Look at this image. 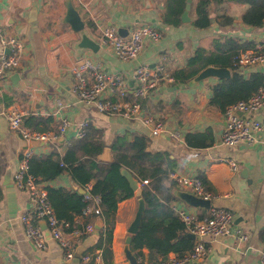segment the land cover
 <instances>
[{
	"label": "crops",
	"instance_id": "crops-1",
	"mask_svg": "<svg viewBox=\"0 0 264 264\" xmlns=\"http://www.w3.org/2000/svg\"><path fill=\"white\" fill-rule=\"evenodd\" d=\"M70 1L84 23L83 33L98 45L96 52L81 48L80 33L73 32L62 22L66 0H0L1 33L23 42L19 66L0 80V264H105L102 247H96L104 224L99 216L76 215L71 229L67 231L68 226L64 228V236L74 248L70 260L64 259V252L56 241L47 238L46 248L39 251L24 236L20 216L32 208L26 191L14 186L13 174L20 153L29 145L9 129L2 113L10 109L23 110L27 114L25 118L35 119V131L56 133L58 121L53 112L57 101L64 103V113L73 126L63 139L58 137L52 142L30 147L32 156L51 152L62 156L67 147L77 140L76 124L82 121L103 131L105 147L99 156L103 163L113 161L110 144L116 136L129 134V140L134 135L145 137L148 140L147 151L162 154L164 165H172L170 171L204 179L214 195L210 207L229 210L233 215L232 230H239L248 236V247L244 250L235 247L231 236H207L204 238L207 254L192 264H260V251L264 250V106L255 114H245L261 124L258 141L251 145L226 147L220 139L225 126L223 112L209 104L212 88L222 80L208 78L184 85L173 80L163 81L154 92L140 100L143 113L165 124L166 133L152 136L150 129L140 120L103 114L93 106L78 103L72 93V70L83 60H89L103 71L121 77L130 90L133 86L131 72L138 65L153 67L162 63L172 73L184 68L196 49L213 50L214 40H220L222 44L231 40L234 45L253 48L264 39V24L261 27L244 25L241 16L247 6L227 1L209 6L211 24L202 30L192 24L198 0H191L190 21L181 22L176 27L163 23L166 0ZM140 25L158 29L162 39L157 43L147 42L133 61L118 60L111 48L99 42L100 33L106 27L121 28L126 38L133 27ZM240 70L243 77L248 78L255 72L264 74V65ZM206 131L211 139L209 146L197 149L186 145V134ZM171 134H177L178 141H174ZM228 161L236 164L235 171ZM41 185L76 191L81 188L67 173ZM139 187L138 183L135 196L117 205L111 254L106 264H128L123 247L140 200ZM179 191L191 193L189 189L175 186V199L170 206L185 209L199 217L207 214L208 210L185 204L176 196ZM87 223L93 225V232L84 231ZM39 225L45 227L42 222ZM85 254L92 255L91 261H82L81 257ZM95 254L98 259L93 258ZM174 255L168 253L163 258L151 255L146 248H142L136 258L139 264H159L160 260Z\"/></svg>",
	"mask_w": 264,
	"mask_h": 264
},
{
	"label": "built area",
	"instance_id": "built-area-1",
	"mask_svg": "<svg viewBox=\"0 0 264 264\" xmlns=\"http://www.w3.org/2000/svg\"><path fill=\"white\" fill-rule=\"evenodd\" d=\"M264 24V21H263ZM162 39V33L149 25L135 26L125 38L118 34L115 27L104 28L99 36V42L103 46L112 49L115 57L123 62H130L137 58L147 42L157 43ZM0 80L5 79L10 71L19 66L23 51V42L17 37L4 36L0 31ZM234 66L244 68L264 65V39L253 48L240 51L233 59ZM72 93L78 103L93 106L98 112L107 115H119L127 119L140 120L150 129L152 136H159L167 132L165 124L158 118L142 112L140 100L154 92L163 81H172L170 73L162 63L153 67L138 65L131 72L132 88L126 86L121 77L105 72L98 64L89 60H83L73 67ZM131 98L127 100V98ZM264 106V80L262 86L248 100L237 102L223 111L225 126L221 134V143L226 147L251 145L258 141L257 135L261 131V124L254 118L245 114H255ZM65 105L57 101V107L53 115L57 117V132H38L29 129L23 124L26 112L18 109H10L2 113L9 129L19 135L26 143L29 141L52 142L58 137H63L73 126L71 119L64 113ZM238 113H241L240 115ZM87 121L76 124V139L85 136ZM174 141H178L177 134H171ZM33 153L29 146L24 148L18 158V166L13 174V184L17 189L26 191L31 210L20 216L24 226L25 239L42 251L46 248L47 238L56 241L64 252V259L70 260L74 254V248L65 238L63 230L66 223L57 220L50 206L47 191L29 173V160ZM232 170L237 166L228 161ZM168 179L177 187L189 189L191 194L204 200L214 198L203 181L198 177H189L175 171H169ZM147 180L142 181L146 185ZM82 201L85 206L81 216H100V196L91 194V185L82 188ZM172 211L183 223L186 231L194 235V244L190 251L181 256H172L160 260L159 264H192L202 260L207 254L204 238L207 236L220 237L231 236L235 247L244 250L248 247V236L232 230L233 215L227 209L212 208L203 217L185 209H177L171 205ZM39 222L45 227L41 228ZM86 233L94 231L93 225L87 223L84 227ZM98 259V255L93 256ZM82 261L89 262L92 255L85 254ZM260 264H264V250L260 251Z\"/></svg>",
	"mask_w": 264,
	"mask_h": 264
},
{
	"label": "trees",
	"instance_id": "trees-1",
	"mask_svg": "<svg viewBox=\"0 0 264 264\" xmlns=\"http://www.w3.org/2000/svg\"><path fill=\"white\" fill-rule=\"evenodd\" d=\"M241 3L247 6L241 16L244 25L261 27L264 21V0H198L194 14L193 26L206 29L211 24L208 8L211 4L222 2ZM186 0H166L164 4L163 23L173 27L179 26L180 16ZM231 40L220 43L214 40L213 50L198 48L187 60L184 68L170 73L172 80L178 84H187L201 70L208 66L224 67L231 72L230 79L222 80L212 88L209 104L220 111L227 107L248 100L262 86L264 74L255 72L244 78L240 67L234 66V57L247 47L234 45ZM34 118H24L23 124L34 130ZM38 131V130H37ZM41 132V130H40ZM209 132L186 134L184 141L191 148H206L211 144ZM129 134L116 136L110 144L113 161L100 162L99 156L105 147L103 131L88 124L85 136L73 141L65 153L60 156L56 152L48 155L32 156L29 160V173L39 183L55 179L67 173L71 180L83 188L91 185V194L100 196L103 228L99 233L96 247L103 249L105 264L111 254L110 244L115 222V213L120 201L135 196L121 170L132 172L140 184L139 199L144 203V212L136 234L131 235L130 249L135 257L140 256V249L146 248L151 255L167 256L174 253L181 256L191 250L194 241L187 237L183 223L171 209L175 199V184L168 181L167 174L171 164L164 165V157L159 153L147 151L148 140ZM147 180L146 185L142 181ZM204 184L206 181L201 178ZM50 206L57 220L67 224L70 230L73 218L81 215L85 206L82 195L76 190L45 187Z\"/></svg>",
	"mask_w": 264,
	"mask_h": 264
},
{
	"label": "water",
	"instance_id": "water-1",
	"mask_svg": "<svg viewBox=\"0 0 264 264\" xmlns=\"http://www.w3.org/2000/svg\"><path fill=\"white\" fill-rule=\"evenodd\" d=\"M66 10L65 14L62 18V22L70 27V29L75 33H80L81 35V41L79 46L81 48H87L94 52L97 51L98 45L95 44L92 40H90L84 33V23L80 18L79 13L77 10L73 7L70 0H66ZM190 4L191 0H186V4L184 7V10L180 16V21L182 23H188L190 21L189 18V10H190ZM35 11H33L34 13ZM118 34L122 37L123 36V30L120 28L117 30ZM17 76V75H15ZM208 78H216L218 80H228L230 79V71L227 68L224 67H214V66H208L201 70L194 78L191 79L190 84H194L203 80H206ZM239 115L241 113H238ZM59 139V138H58ZM60 139H63V137H60ZM59 142V141H58ZM29 147L37 146V145H43V142H36V141H29L28 142ZM122 175L127 180L130 188L135 191L138 188V183L135 178L131 175V173L126 170H121ZM78 193H82L83 190L81 188L77 189ZM176 196L180 198L185 204H187L190 207L193 208H201L208 210L210 209V200H204L202 198L196 197L193 194L189 192H176ZM144 212V203L142 200H139L137 210L135 212L134 218L131 221L127 233L128 236L125 239L123 252L124 256L128 262V264H139L138 259L135 257V255L132 253L130 249V242H131V235H134L137 233L141 219L142 214ZM45 237L48 238V234H45ZM187 237L191 239L192 241L195 239L194 235L191 233H187Z\"/></svg>",
	"mask_w": 264,
	"mask_h": 264
}]
</instances>
